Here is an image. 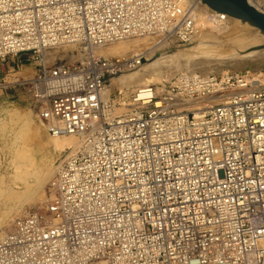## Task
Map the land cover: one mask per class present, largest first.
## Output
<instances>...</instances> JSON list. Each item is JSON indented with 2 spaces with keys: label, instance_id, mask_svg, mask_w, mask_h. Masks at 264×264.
<instances>
[{
  "label": "built area",
  "instance_id": "2783aa9c",
  "mask_svg": "<svg viewBox=\"0 0 264 264\" xmlns=\"http://www.w3.org/2000/svg\"><path fill=\"white\" fill-rule=\"evenodd\" d=\"M200 3L0 0V62L34 67L0 90L78 140L57 160L46 212L0 236V264H264V72L183 73L104 96L140 59L100 50L188 44Z\"/></svg>",
  "mask_w": 264,
  "mask_h": 264
},
{
  "label": "bare ground",
  "instance_id": "6f19581e",
  "mask_svg": "<svg viewBox=\"0 0 264 264\" xmlns=\"http://www.w3.org/2000/svg\"><path fill=\"white\" fill-rule=\"evenodd\" d=\"M183 2L184 1H182V3ZM248 2L260 12H264V0H248ZM202 4L203 5L200 3L199 5L202 8L199 11L198 19L195 20L198 24V31L190 42L194 47L191 50L187 49L184 45H180L177 46L178 48L174 46V48L177 49H166L168 51L165 50V52H163L158 50L159 47H157L154 42H151L152 39L150 38H132L119 41L100 50V54L106 57H126L128 59H134V61L135 59H140L138 65H134L132 69H128L123 74L110 79L104 96L109 97L113 89H122L124 87L137 88L158 82L161 83L163 80H169L174 74L182 70L185 71L184 74H197L196 71H199L204 75H209L217 70L223 73L222 67L227 64H231L234 68L238 69L239 67L248 64L250 61H255L258 64L264 63L263 30L249 21L213 9L205 3L204 0ZM140 39H144L145 41ZM207 42L215 45L206 48H204L205 46L202 48L198 45V43L202 45ZM197 47L200 49L196 50L195 48ZM16 117L19 119L17 115H14V118ZM41 128L49 136L54 138L51 145L60 152H65L68 148L78 144V140L73 136H53L43 125ZM27 132V128L23 127L19 133L20 138L28 135ZM36 135V143L39 145L38 151L42 152L47 143L39 131ZM44 152L45 151H43V153ZM64 152H62V154ZM19 156L20 161H17V168H25L27 171H30V176L37 180L38 183L36 184L37 186L35 185L36 187H29L28 180L22 183L26 186L24 194L21 193V196L16 194L14 197L19 201V205H17L18 207L25 203H33L39 198V191L41 190L40 187L42 183V181L35 177L36 174L34 173V169H32V163L34 160H32L30 154L24 151L23 153L20 152ZM49 175V172L46 173V178H48ZM43 176L45 178V175ZM3 196L4 194L0 195V197ZM7 214L10 213L8 212L4 215ZM1 223L2 221L0 219V224Z\"/></svg>",
  "mask_w": 264,
  "mask_h": 264
},
{
  "label": "rangeland",
  "instance_id": "374dc122",
  "mask_svg": "<svg viewBox=\"0 0 264 264\" xmlns=\"http://www.w3.org/2000/svg\"><path fill=\"white\" fill-rule=\"evenodd\" d=\"M144 39H140V40L145 41ZM198 45L202 48L205 46L204 48H206L208 46H214L215 44H211L207 42L206 44H202V45L198 43ZM184 46L190 50L194 48L190 43L185 44ZM177 48H174V46L173 47L163 46V47H159L158 50L165 52L166 49L169 50V49H177ZM195 49L198 50L200 48L197 47ZM23 58L24 56H21L18 59L15 58L14 61L10 59L5 62H0V84H3L4 81L5 82L15 81L16 79H20V77H25L26 75L34 74V67L31 66L30 64L22 63ZM222 70L223 72L226 71L264 72V63L258 64L255 61H250L248 64L243 65L238 69L234 68V66L231 64H227L226 66L222 67ZM190 72H195V71H190ZM196 72L201 73L199 71ZM183 73H185V71L183 70L179 71L176 74H174V76L169 78V80ZM216 73H222V72H219L217 70L211 74H216ZM169 80L167 79L163 81H169ZM116 90L117 89H113L111 93H114ZM14 115H17L19 119L17 117L14 118ZM23 127L27 128L28 135H25L24 137L22 136L20 138L19 133ZM41 127L42 125L37 120L35 111L26 96L18 93V91L14 90V88H8L7 90H0V195L4 194L3 197H0V219L2 221V223L0 224V236L10 228L12 221L16 217L22 215L29 209L30 210L39 209L42 213L46 212V207L48 204V200L50 198V192H49L50 183L55 172V166L58 158L62 155V152L64 151L60 152L57 149H55L53 145H51L52 140L54 138L49 136ZM31 130H33L34 132ZM38 131L39 133H41V136L45 138L44 140L47 143L43 150L45 151L44 153L43 151L42 152L38 151L39 145L36 143L37 141L36 134L38 133ZM24 151L29 153L32 160H34L32 163L33 164L32 169H34V173L36 174L35 177L38 180L42 181V183L40 187L41 190L39 191V198L35 200L36 202L34 201L33 203H27V204L25 203L24 205L18 207L17 205H19V201L17 198L14 197L16 194L18 196H21V193L24 194V191L26 190L25 189L26 186H24L22 183L28 180L29 187H34L38 183L37 180H35L30 176V171H27L25 168L23 169L17 168V161L18 162L20 161L19 154L20 152L23 153ZM33 166L36 167L34 168ZM47 170L50 173L48 178H46V173H48ZM43 175H45V178ZM21 179L23 180V182ZM8 212L10 213L7 214L8 216L4 215Z\"/></svg>",
  "mask_w": 264,
  "mask_h": 264
},
{
  "label": "water",
  "instance_id": "95a60500",
  "mask_svg": "<svg viewBox=\"0 0 264 264\" xmlns=\"http://www.w3.org/2000/svg\"><path fill=\"white\" fill-rule=\"evenodd\" d=\"M213 9L244 19L264 31V14L250 5L248 0H204Z\"/></svg>",
  "mask_w": 264,
  "mask_h": 264
}]
</instances>
